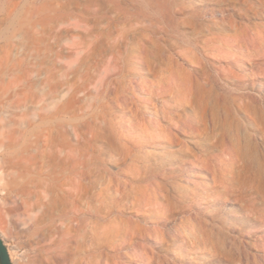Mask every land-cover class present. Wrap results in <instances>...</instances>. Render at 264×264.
<instances>
[{
    "label": "bare ground",
    "instance_id": "obj_1",
    "mask_svg": "<svg viewBox=\"0 0 264 264\" xmlns=\"http://www.w3.org/2000/svg\"><path fill=\"white\" fill-rule=\"evenodd\" d=\"M240 1L164 3L176 7L171 17L182 16L179 33L196 49L223 53L217 46L228 49L241 30L230 35L216 23L228 22L224 11L245 10ZM136 2L0 0V183L33 231L63 221L64 241L72 239L82 227L81 203L115 202L111 186H97L112 156L121 159L119 168L139 173L128 183L138 196L143 167L152 170L163 158L183 153L185 169L170 163L172 174L196 189L224 185L225 191L213 194L219 201H238L243 189L264 188V107L241 93L239 80L233 89L171 58L164 32ZM186 25L193 32L183 31ZM244 66L238 68L246 71ZM222 70L242 77L234 66Z\"/></svg>",
    "mask_w": 264,
    "mask_h": 264
},
{
    "label": "rangeland",
    "instance_id": "obj_2",
    "mask_svg": "<svg viewBox=\"0 0 264 264\" xmlns=\"http://www.w3.org/2000/svg\"><path fill=\"white\" fill-rule=\"evenodd\" d=\"M136 1L140 11L147 13L159 30L164 32L166 41L162 42L166 43L163 45L171 58L180 62L187 71L203 75L207 73V76L222 81L230 88H237L236 83L241 82V93L256 98L258 105L264 107V0H251L252 5L250 0H241L245 8L242 11L245 13L241 10L231 11L232 14L228 11L220 13L224 19L227 16L229 22L216 23L221 32L234 35L239 28L241 30V36L239 33L236 41L228 43L230 51L223 48V44L217 46L223 49V53L218 50L206 52L202 47L196 49L195 43H191L193 40L189 43L182 37L179 33V18L182 16L173 19L171 15L176 7L164 3L165 0H159L162 4L157 0ZM206 1L225 3V0ZM29 5L30 2L25 8ZM182 30L193 32L187 25ZM261 43L262 46H259ZM238 47H244L246 51ZM235 48L241 54L235 56ZM207 53H210L209 57ZM228 65L234 66L236 75L239 74L242 79L222 72L224 67H227L228 72ZM240 66H244L246 71L238 68ZM114 111L120 110L114 108ZM191 148L200 151V147L194 143ZM187 156L184 153L167 156L158 161L151 171L143 167L144 190L139 196L132 185L128 184L139 173L127 170L126 167L119 168L121 159L118 156L108 158L110 171L105 173L106 178L100 179L102 171L97 173V186H111L115 202L106 205L97 201L81 203L82 227L78 234L72 239L66 238V241L63 221L38 232L28 228L25 225L27 215L13 204L0 183V235L8 248L12 264H264V188L259 192L256 189H243V194L239 193L242 194L241 200L223 202L227 201L223 198L220 202L213 194L217 190L225 191L224 185L218 184L216 191L203 186L196 189L185 177L181 180V177L172 174L171 164L177 163L184 168L182 162L188 161ZM188 174L185 170L183 176ZM157 176L158 181L155 180ZM156 181L165 184L166 190L158 187ZM237 187L241 189L242 186ZM239 188L237 192L241 191ZM166 194L172 199L171 203L162 197ZM99 208L104 209L98 211Z\"/></svg>",
    "mask_w": 264,
    "mask_h": 264
},
{
    "label": "water",
    "instance_id": "obj_3",
    "mask_svg": "<svg viewBox=\"0 0 264 264\" xmlns=\"http://www.w3.org/2000/svg\"><path fill=\"white\" fill-rule=\"evenodd\" d=\"M0 264H12L10 253L1 236H0Z\"/></svg>",
    "mask_w": 264,
    "mask_h": 264
}]
</instances>
